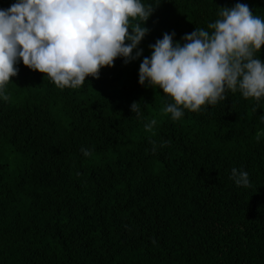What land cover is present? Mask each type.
I'll return each instance as SVG.
<instances>
[{"label":"trees","instance_id":"trees-1","mask_svg":"<svg viewBox=\"0 0 264 264\" xmlns=\"http://www.w3.org/2000/svg\"><path fill=\"white\" fill-rule=\"evenodd\" d=\"M236 3L264 19V0H161L141 57L76 89L17 64L0 100V264H264V98L228 90L172 120L170 98L138 83L149 45L211 31Z\"/></svg>","mask_w":264,"mask_h":264},{"label":"clouds","instance_id":"clouds-1","mask_svg":"<svg viewBox=\"0 0 264 264\" xmlns=\"http://www.w3.org/2000/svg\"><path fill=\"white\" fill-rule=\"evenodd\" d=\"M160 3L15 0L0 9V100L10 99L6 85L18 74L19 62L60 89H76L86 77L99 78L117 58L125 64L140 58L138 46L149 33L145 24ZM220 9L207 26L211 31L195 28L180 41L175 32L164 33L139 64L138 83L170 98L164 112L172 120L225 100L228 90L245 99L264 98V60L257 56L264 45V19L244 3ZM130 111L139 118L140 102H132ZM155 124L153 119L144 127L150 131ZM81 152L91 155L86 148ZM231 178L238 186L250 184L248 173L237 168Z\"/></svg>","mask_w":264,"mask_h":264}]
</instances>
